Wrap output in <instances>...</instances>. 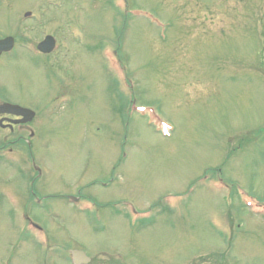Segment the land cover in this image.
Segmentation results:
<instances>
[{
	"label": "rangeland",
	"instance_id": "obj_1",
	"mask_svg": "<svg viewBox=\"0 0 264 264\" xmlns=\"http://www.w3.org/2000/svg\"><path fill=\"white\" fill-rule=\"evenodd\" d=\"M40 21L0 61V94L39 112L55 79L39 205L0 158V264H264V0H0V37Z\"/></svg>",
	"mask_w": 264,
	"mask_h": 264
},
{
	"label": "flooded vegetation",
	"instance_id": "obj_2",
	"mask_svg": "<svg viewBox=\"0 0 264 264\" xmlns=\"http://www.w3.org/2000/svg\"><path fill=\"white\" fill-rule=\"evenodd\" d=\"M26 13H30L29 16H25ZM36 14V13H35ZM23 22H28V21H35L36 20V16H32L31 12H25L23 14ZM16 25L18 23H15ZM35 28L31 27L28 28L27 24L21 25V26H16L14 28V31H20L19 35L17 36L15 32L12 33V35L9 34H5L3 36L0 37V40L4 39V38H11L12 39V48L7 51V52H1L0 53V61H2L3 59H7L8 61H13L15 60L14 58H16L17 56L14 55L15 52L18 51V47L19 46H26L27 45V40H28V33H29V29H37L38 25L39 28L38 30H40L42 28L43 23L40 22H35ZM45 29V28H44ZM31 32V31H30ZM46 37H51L54 40V48L52 49L51 52L49 53H42L40 51L37 50V45L43 41ZM55 28L54 29H49L45 30L42 32L41 34V38L40 40L34 42L32 44V53L35 54V56H37L38 58H40L41 60V64L42 67L44 66V61L49 60L50 58L54 57V53H55ZM21 54L17 57L19 58L18 61L20 60H27V54H26V50L21 49L19 51ZM14 55V56H13ZM54 59V58H53ZM17 61V60H16ZM48 66H46L47 69ZM53 85L49 91H47L46 95H45V99L42 102L43 104V108L42 110L37 111L32 107L26 106L24 104H20L18 102H16L15 100H13L12 98H9L8 96H4L2 94H0V106L3 104H10V105H16L19 106L21 108H25V109H29L31 111H33V117H31V119H29L26 122L21 123L20 121L23 118H27L26 116H17L14 115L12 113H7V112H3L0 113V136L3 137H12L15 136L17 137L15 142H21L20 145H18V147H16V145H14V143L10 140H0V158L5 159L7 157V154H11L13 152V150H15L16 148L18 149L17 152H19L21 154V157L24 159L22 160V167H21V172L26 174L25 178L29 179L30 181V200L34 201V203H37V205H39V201L35 200H39L38 199V195L40 196V193L42 191L45 190V183H44V177L41 174V168L37 165L36 161H35V157H34V151L35 148L34 145L30 142L34 136L38 135L36 129L32 130L30 128V126H32V124H34V121L38 120V122L40 121V117H41V113L45 112L47 114L48 117H53V113H54V104H55V79L53 78L52 81ZM12 94H17L18 92L15 91V89L11 90ZM29 116V115H28ZM38 127V126H37ZM54 130L52 132V135L54 134ZM27 137H26V136ZM54 138V135H53ZM14 148V149H13ZM8 161V160H7ZM8 163V162H7ZM38 186L40 187L39 191H35V187L34 186ZM42 194V193H41ZM51 194H46V195H42V198H44L46 201L54 200L55 201V193L52 194V196H50ZM67 198H69V200L71 201H77L79 200V198H74L70 195L66 196ZM85 202H87L88 204L92 205L93 202L91 201V199L89 197H87V200H85ZM43 209V207L41 208ZM91 263V259L89 260V262L87 264Z\"/></svg>",
	"mask_w": 264,
	"mask_h": 264
},
{
	"label": "water",
	"instance_id": "obj_3",
	"mask_svg": "<svg viewBox=\"0 0 264 264\" xmlns=\"http://www.w3.org/2000/svg\"><path fill=\"white\" fill-rule=\"evenodd\" d=\"M30 13H26L25 16H29ZM12 48V39L11 38H4L0 40V53L1 52H7ZM54 48V40L51 37H46L43 41H41L37 45V50L42 53H49ZM7 112L12 113L17 116H23L27 118H23L20 122H26L31 117H33V112L28 109L21 108L16 105H10V104H3L0 106V113ZM29 115V116H28ZM71 262L72 264H87L89 262V258L81 251L79 250H71Z\"/></svg>",
	"mask_w": 264,
	"mask_h": 264
}]
</instances>
